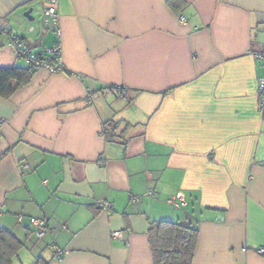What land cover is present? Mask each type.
I'll use <instances>...</instances> for the list:
<instances>
[{"label": "crops", "instance_id": "1", "mask_svg": "<svg viewBox=\"0 0 264 264\" xmlns=\"http://www.w3.org/2000/svg\"><path fill=\"white\" fill-rule=\"evenodd\" d=\"M166 1L58 0L56 25L47 0H0V67L25 66L8 32L38 55L59 42L63 66L0 97L13 264H153L158 220L195 223L192 264H264V0Z\"/></svg>", "mask_w": 264, "mask_h": 264}, {"label": "trees", "instance_id": "2", "mask_svg": "<svg viewBox=\"0 0 264 264\" xmlns=\"http://www.w3.org/2000/svg\"><path fill=\"white\" fill-rule=\"evenodd\" d=\"M166 2L173 10L182 4V0H167ZM38 56L51 60V57L42 54ZM34 71L26 65L0 67V97L9 98L29 81ZM107 124L112 127L113 133L116 124L112 121ZM127 124L125 123V126ZM197 238L198 228L195 223L171 220L152 221L148 229V243L153 264H192ZM21 245L20 240L0 226V264H13V259ZM39 260V257L36 258L34 264H37Z\"/></svg>", "mask_w": 264, "mask_h": 264}, {"label": "built area", "instance_id": "3", "mask_svg": "<svg viewBox=\"0 0 264 264\" xmlns=\"http://www.w3.org/2000/svg\"><path fill=\"white\" fill-rule=\"evenodd\" d=\"M58 0H47V4L42 9V22L47 23L51 22L57 25L58 14L56 11V4ZM0 31H3V28L0 26ZM55 34L60 35V30L56 26L54 28ZM8 45H10L16 57L21 59L26 66L31 67L33 70L43 68L50 73L62 71L63 66L60 62V45L59 42L47 48L42 52V55L51 57V60H46L44 57L38 56V54L33 53L26 41L21 35L15 34L13 32H8ZM254 57L260 59L264 63V41L260 45L258 51L253 52ZM257 91H258V109L264 111V77H259L257 81ZM3 122V119H0V123ZM21 169H26L27 164L22 163L19 166ZM169 203L174 207H181L185 204L183 195L177 194L175 197L170 198ZM96 205L101 207H107L108 203L104 200L96 202ZM28 224L33 228V232L37 238H42L48 231V227L43 218L40 217H28ZM112 236L119 237L120 231H113ZM55 251V249H54ZM258 253L264 255V250L259 249ZM59 255V254H57Z\"/></svg>", "mask_w": 264, "mask_h": 264}, {"label": "water", "instance_id": "4", "mask_svg": "<svg viewBox=\"0 0 264 264\" xmlns=\"http://www.w3.org/2000/svg\"><path fill=\"white\" fill-rule=\"evenodd\" d=\"M30 11H31L30 8L27 9V11H25V12L23 13V15L26 16V17L29 18V19H32V17H30Z\"/></svg>", "mask_w": 264, "mask_h": 264}]
</instances>
